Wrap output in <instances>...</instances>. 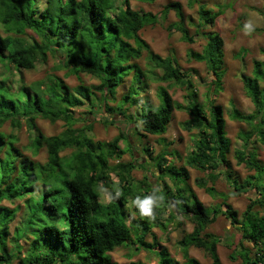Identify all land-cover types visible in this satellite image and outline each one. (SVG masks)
<instances>
[{
    "label": "trees",
    "instance_id": "16d2710c",
    "mask_svg": "<svg viewBox=\"0 0 264 264\" xmlns=\"http://www.w3.org/2000/svg\"><path fill=\"white\" fill-rule=\"evenodd\" d=\"M130 1L0 0V128L9 122L13 130H18L24 121L33 134L26 148L33 156L43 149L48 155L45 163L25 155L17 146L19 138L0 130V264H119L112 257L118 248L130 251L129 262L124 264H145L131 260L141 251L155 255L158 264H200L190 256L191 247L206 252L211 264H222L218 254L221 238L208 231L221 214L240 233L229 258H240L242 264H264V165L259 164L251 147L264 143V61L254 62L251 75L242 74L254 112L243 114L234 107L230 114L233 120L250 127L239 133L242 150L236 152V159L255 173L240 182L227 170L231 140L223 108L214 101L209 107L200 103L192 70L183 71L176 58L156 54L140 36L142 29L166 20L174 11L177 21L167 30L180 32L187 43L200 38L205 41L201 52L191 50L188 57L206 65L211 74L209 92L218 94L225 74L224 41L218 32L207 28L215 24L223 9L213 12L199 4L200 0H190V6L199 4L197 31L190 34L180 2H169L154 14L133 9ZM138 1L151 4L156 0ZM244 25L240 23V28ZM249 31L258 29L250 26ZM259 31L264 32V28ZM144 52L151 64L147 70L137 63ZM50 57L57 61L53 72L41 80L24 81L23 71L44 65ZM58 71L79 79L82 74L92 76L99 83L81 82L71 87L56 74ZM16 72L19 81L14 79ZM130 75L131 85L119 98V86ZM150 82L167 83L158 88V105L141 98ZM173 86L187 91V104L174 101L169 92ZM127 107L139 109L127 114ZM78 109L97 120L105 113L119 115L140 138L165 135L175 111H186L190 118L183 126L187 131H197V138L185 158L177 150H169L171 143L163 139L156 156L144 146L159 179L168 178L172 187L167 183L164 188L153 186L148 177L134 187L133 171L143 164H137L136 158L121 161L126 151L119 144L126 141L131 147L128 136L121 132L107 142L94 140L92 124L77 127L83 121L88 123L87 118L76 116ZM38 118L51 123L62 121L64 130L46 136L37 126ZM104 122L114 124L105 117ZM67 150L70 154L62 156ZM175 157L182 159V166H176ZM112 160L117 163L112 164ZM187 167L205 174L195 183L210 195L218 194L214 185L226 177L232 191L219 195L239 196L254 190L256 198L241 218L226 202L209 213L188 184ZM111 174L118 182H113ZM105 187L110 191L107 203L101 200ZM147 196L155 198L151 217L141 216L134 205L136 216L128 213L129 203ZM3 201L19 203L10 207ZM179 215L194 225L179 242L182 263L160 245L155 235L147 241L155 227L165 229L164 221L178 220Z\"/></svg>",
    "mask_w": 264,
    "mask_h": 264
},
{
    "label": "rangeland",
    "instance_id": "374dc122",
    "mask_svg": "<svg viewBox=\"0 0 264 264\" xmlns=\"http://www.w3.org/2000/svg\"><path fill=\"white\" fill-rule=\"evenodd\" d=\"M174 1L180 2L183 7V11L186 16V26L188 27L190 34H195L197 31L196 24L198 23L199 17V4H204L207 8L213 10V12L223 9L224 13L217 17L215 24L207 28V30L218 32L224 41L223 50L225 74L222 79L221 91L218 94L209 92L211 74L206 68V65L203 62L190 60L188 57V53L191 50L201 52L205 46V41L200 38L196 39L194 43H187L182 40L180 32H169L167 30V26L170 23L177 21L174 11L169 13L166 20H160L156 25L147 26L142 29L140 36L149 44L152 51L156 54L163 58H176L178 66H180L183 71L192 70V80L199 93L198 100L200 103L209 107V104L214 101L215 105H219L223 108L226 119V132L228 138L231 140V152L228 155L230 167H228L227 170L232 173L233 178L239 179L240 182H242L248 176L255 173L254 170L250 171L247 169L245 164L239 165L237 163L238 160L236 159V152L242 150V141L238 137L239 133L243 130H249L250 127L245 123L233 120L230 114L234 107L243 114H250L255 110L254 104L246 94L242 81V74L251 75L254 62L264 61V32L259 31L264 28V0H200V3L195 4L194 6H190V0H156L151 4L140 2L138 0H131L130 3L132 8L135 10L157 14L167 3ZM240 23L248 24L249 26L258 29V31H245L240 28ZM56 62L55 58L50 57L44 65L39 64L34 70L23 71L22 74L24 81L30 83L43 79L47 73L53 72ZM137 63L143 70L151 68L146 52H144L142 57L137 60ZM158 73H161V71H158ZM56 74L65 78L66 83L71 87H75L81 82L86 85L99 83L96 78L83 74L80 75V79L73 75L66 77L65 71H58ZM14 79L19 81V73H15ZM131 82L132 75L127 77L124 83L119 86L118 97L127 92ZM166 84V82H150L146 92L141 95V98L143 100L148 99V101H150L153 105H158L160 103L157 95L158 88L160 85L166 86ZM169 92L174 101L181 104H187V91L184 88L180 86H173L170 88ZM138 109L139 107H130L127 109V114H134L138 111ZM81 112L82 109H78L76 111V116L80 118H87L88 123L83 121V123H79L77 127L92 124L93 129L91 135L94 140L107 142L112 140L121 132L128 136L131 147H128V143L126 141H121L119 144L120 147L126 151L121 161L129 162L136 158L138 159L137 164H143L142 168H138L133 171L132 176L134 187L138 181L144 180L145 177H148L149 182L153 186L159 184L162 188H164L165 183H167L170 188L172 187V183L168 178L162 181L159 179V173L153 166L152 160L149 155L143 151L144 146H149L152 156H156L163 147V139L168 144L171 143L168 148L169 150H177L180 155L185 158L191 151L194 139L197 138V131H187L183 126V122L190 118L186 111H175L174 118L165 135H147L141 138L134 134L132 125H128L126 121H124V118L119 115L111 116L109 113H105L103 118L99 116L100 119L97 120L96 117L94 118L92 115L86 116ZM104 117L112 120L114 124H106L104 122ZM36 123L46 136L58 135L64 130V123L62 121L51 123L47 120L38 118ZM0 130L16 135L19 138L17 146L23 149L25 155L34 158L41 163H45L47 161L48 155L45 149L41 150L37 156H33L31 150H29L28 147L26 148V146L30 143L33 134L28 130L24 121H22L21 129L13 130L10 123L7 122L0 128ZM251 147H253L257 153V160L259 161V164L264 165V143L257 142L252 144ZM70 152V150H67L61 153V155H69ZM174 162L176 166H182L184 163L182 159L177 157L174 158ZM111 163L116 164L117 162L116 160H112ZM187 168L190 173L188 184L207 207L209 213H213L215 206L222 205L226 202L238 212L239 218H241V214L246 210L251 200L256 198L254 190H249L245 194H241L239 196L231 195L230 197H226L219 195H228L229 192L232 191L231 184L228 182L226 177H221L214 185L218 194L210 195L205 191V189L199 188L195 183L196 178L203 177L205 174L190 167ZM111 178L113 182H118V178L114 174H111ZM209 186H211V184H209ZM109 195V188H102L101 200L104 203L109 202ZM18 203L19 202L17 201L15 204ZM2 204L10 207L15 206V204L13 205L8 201H3ZM223 209L225 210L226 208L223 207ZM127 211L133 216H136L132 203L128 204ZM263 213L264 210H261V214ZM166 217H168V215H166ZM18 221L19 218H17L13 223L12 229ZM164 222L167 225L166 228L161 229L159 227H155L152 230L153 233L147 237V241H152L153 235H155L158 238L160 245L166 248L175 260L182 263L184 259L182 257L179 242L185 235L192 232L194 225L189 219L182 215L178 216V220ZM208 231L221 238V242L218 245V254L222 264H242L240 258H237V260H231L229 258L230 254L233 252L235 246L240 240V233L234 228L231 221L225 215L221 214L217 221L208 228ZM129 252V249L118 248L112 252V257L114 261L119 264H124L129 262ZM190 256L198 260L200 264L212 263L206 252L195 247L190 248ZM131 260L136 262L139 261L145 264H158V258L146 251H141L140 253L134 255Z\"/></svg>",
    "mask_w": 264,
    "mask_h": 264
},
{
    "label": "clouds",
    "instance_id": "9594fccd",
    "mask_svg": "<svg viewBox=\"0 0 264 264\" xmlns=\"http://www.w3.org/2000/svg\"><path fill=\"white\" fill-rule=\"evenodd\" d=\"M244 30L249 31L250 26L248 24L244 25ZM155 203V198L152 196L144 197L143 199L136 198L132 201V204L137 208L141 216L151 217L153 214V205Z\"/></svg>",
    "mask_w": 264,
    "mask_h": 264
}]
</instances>
